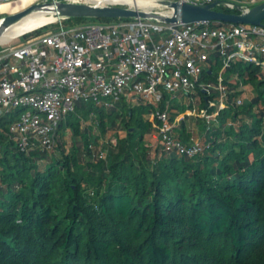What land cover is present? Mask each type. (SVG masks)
I'll return each instance as SVG.
<instances>
[{"label": "trees", "instance_id": "1", "mask_svg": "<svg viewBox=\"0 0 264 264\" xmlns=\"http://www.w3.org/2000/svg\"><path fill=\"white\" fill-rule=\"evenodd\" d=\"M216 9L239 12L223 5ZM86 18H65L31 32ZM261 72L260 64L244 58L224 67L220 52L212 53L202 79L218 83L221 74L226 97L219 109L218 90L198 89L200 108L167 103L166 92L158 104L123 98L109 109L79 100L60 122L54 150L22 149L3 118L0 264H264ZM247 85L251 98L244 97ZM189 108L210 115L218 110L212 125L200 119L201 152L188 156L157 140L148 142L146 136L152 131L158 136L161 128L152 113L167 109L174 137L192 143L187 120L195 115L186 114ZM90 115L103 132L119 119L115 151L107 157H88L96 142L81 120ZM68 129L74 138L70 149L64 142Z\"/></svg>", "mask_w": 264, "mask_h": 264}, {"label": "built area", "instance_id": "2", "mask_svg": "<svg viewBox=\"0 0 264 264\" xmlns=\"http://www.w3.org/2000/svg\"><path fill=\"white\" fill-rule=\"evenodd\" d=\"M15 1L0 0V4ZM178 1L208 4L216 0ZM263 1L224 0L223 6L236 9L238 3L249 8ZM217 51L224 67L232 59L244 58L264 70V25L213 26L210 21L176 24L132 18L69 28L61 25L35 34L18 45L0 48V132L5 118L10 123L8 133L22 149L54 150L59 124L79 100H92L109 109L123 98L131 102L138 96L158 104L165 92L175 96L180 91L218 90L219 109L226 97L221 74L216 85L202 79ZM216 113L186 111L202 117ZM156 114L161 122L157 140L162 146L188 156L203 150L199 140L185 144L174 137L175 122L167 109L152 113ZM13 116L17 117L14 121ZM104 156L99 151V157Z\"/></svg>", "mask_w": 264, "mask_h": 264}, {"label": "water", "instance_id": "3", "mask_svg": "<svg viewBox=\"0 0 264 264\" xmlns=\"http://www.w3.org/2000/svg\"><path fill=\"white\" fill-rule=\"evenodd\" d=\"M146 1H149L151 4L148 8L132 6L130 4H100L93 1L45 0L43 2L33 3L17 12L6 13V15L2 16L0 18V35L12 24L35 11L45 12L49 19L41 26L71 17L144 18L176 24L180 22L215 21L221 24L243 23L264 25V1L252 5L249 8H243L242 5L236 3L235 8L239 12H226L216 9L217 6L223 5L224 0H216L208 4H193L178 0ZM155 7H166L168 10L158 11L155 10Z\"/></svg>", "mask_w": 264, "mask_h": 264}, {"label": "rangeland", "instance_id": "4", "mask_svg": "<svg viewBox=\"0 0 264 264\" xmlns=\"http://www.w3.org/2000/svg\"><path fill=\"white\" fill-rule=\"evenodd\" d=\"M45 0H33V2L29 3L28 5H31L33 3H37V2H43ZM21 2V0L15 1V2H10V4L16 5L19 4ZM27 5V6H28ZM26 6V7H27ZM24 7V8H26ZM219 7V6H218ZM22 8V9H24ZM21 9V10H22ZM155 10L158 11H167L168 8L166 7H155ZM7 12H0V18L2 17V14H6ZM85 23H81V24H76L74 22H72V24L69 25H65V27H77L80 25H84V24H90V23H99V22H103L101 21L99 18H93V17H87L86 20L84 21ZM215 22V21H213ZM36 28V27H34ZM32 29H27L23 32H20L18 36L10 39L9 41L5 42V43H1L0 44V48H3L5 46H14V45H18L22 42H25L26 39L28 37H31L35 34H33L30 30ZM41 28V27H37L36 29ZM50 28V29H49ZM53 27H47L45 29H43L42 32L40 33H44L47 32L49 30H51ZM54 30V29H53ZM29 31V33L27 32ZM25 32H27L28 34H26ZM23 33H25L23 35ZM39 34V33H37ZM261 76L264 77V70L262 69L261 72ZM214 85L217 84V82H213ZM244 97L246 98H251L253 96V92H252V88L250 85L244 86ZM169 94V93H168ZM144 99H142V97H138L135 98L133 101H131L132 104H139L141 101H143ZM167 103H170V101L175 102V103H179L181 105V107H185L188 108L190 107L189 105H195L196 108H200V100H199V94H198V90L192 91L190 94H187L185 92H178L176 93L175 96H173V94H169L167 98H165ZM93 103L91 100L90 101H86L85 100V104L88 106H90V104ZM97 105H95L94 107L96 108ZM29 109H26L22 112H26ZM184 112H182L181 114H179V116L176 119V124L179 125L180 120L184 117ZM148 116V115H147ZM194 116V115H193ZM214 116L211 117H202V116H194L192 118H189L188 121V126L190 127V141L196 140L198 137H202V125H203V121H201L200 119L204 120V118H206L207 120H205L206 123L212 125L214 122L213 119ZM17 117L13 116L12 120H16ZM81 128L83 131H88V133H90L92 135L93 140L96 142L94 143V147L92 149V152H90V156L93 159H97L99 156V151H103L105 153L104 157H107L111 152L115 151V144H116V136L113 133L114 129L119 127V119L117 120V122H115L114 124L110 125L107 127L106 132H103L99 126V120L98 118L95 117H91L90 118H83L81 120ZM9 122H7V126H9ZM91 125V126H90ZM180 127V125L178 126ZM147 140L149 143H152L154 141L157 140V134L156 132L152 131L151 133H149L147 136ZM158 141V140H157ZM64 142H65V148L66 149H70V147L73 145L74 143V138L72 135V131L70 129H68L65 134H64ZM56 151H59L58 148H56ZM82 155V153H81Z\"/></svg>", "mask_w": 264, "mask_h": 264}, {"label": "bare ground", "instance_id": "5", "mask_svg": "<svg viewBox=\"0 0 264 264\" xmlns=\"http://www.w3.org/2000/svg\"><path fill=\"white\" fill-rule=\"evenodd\" d=\"M88 1H93L100 4L123 3V4H130L132 6L145 7V8H148L149 5H151L149 1L146 0H88ZM31 2H33V0H21V2L16 5L10 4V2H2L0 4V12L14 13L26 7ZM48 20H49L48 17L43 11H35L31 14H28L25 17H23L21 20L12 24L0 35V44L5 43L10 39L18 36L20 32H23L27 29H32L34 27L37 28L42 24H44L45 22H47Z\"/></svg>", "mask_w": 264, "mask_h": 264}, {"label": "flooded vegetation", "instance_id": "6", "mask_svg": "<svg viewBox=\"0 0 264 264\" xmlns=\"http://www.w3.org/2000/svg\"><path fill=\"white\" fill-rule=\"evenodd\" d=\"M4 15H6V14H2L1 16H4Z\"/></svg>", "mask_w": 264, "mask_h": 264}]
</instances>
